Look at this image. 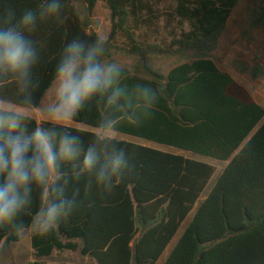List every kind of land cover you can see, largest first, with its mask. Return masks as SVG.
<instances>
[{"label":"trees","instance_id":"16d2710c","mask_svg":"<svg viewBox=\"0 0 264 264\" xmlns=\"http://www.w3.org/2000/svg\"><path fill=\"white\" fill-rule=\"evenodd\" d=\"M173 1L176 17L189 23L190 31L164 49L137 39L146 14L153 11L150 0H58L59 11L43 16L51 0H0V30L16 27L37 52L27 89L16 74L0 76V103L40 109L54 87L68 43L79 40L87 47L103 41L99 59L104 64L123 35L129 41L124 52L136 65L132 71L119 68L113 87L86 101L73 122L101 130L111 121L112 132L230 161L200 204L217 172L213 165L126 140H98V133L67 127L85 150L96 144L100 154L92 170L83 169V155L58 162L54 180L75 201V210L47 235H38L33 217L49 201L42 197V188L33 186L30 204L15 221L0 223L1 252L13 235L29 231L37 259L31 264H46L41 260L68 252L98 264H157L194 215L165 264H264V108L213 57L239 0ZM99 2L111 12L108 40L92 30ZM77 3L85 8L84 18ZM27 11L36 17L31 28L20 23ZM249 28L264 42V0H252ZM150 57L183 62L165 75L152 67ZM235 66L242 74L264 78L261 63L249 66L237 60ZM138 86L151 87L156 100L142 99ZM117 90L116 101L109 104L108 96ZM22 127L28 134L37 127L65 130L29 116ZM120 151L126 165L110 182L101 183L99 170Z\"/></svg>","mask_w":264,"mask_h":264},{"label":"clouds","instance_id":"9594fccd","mask_svg":"<svg viewBox=\"0 0 264 264\" xmlns=\"http://www.w3.org/2000/svg\"><path fill=\"white\" fill-rule=\"evenodd\" d=\"M59 9L58 0H51L41 15L56 14ZM35 19V14L27 11L20 23L31 28ZM102 53L103 41L86 47L83 42L72 40L63 50L54 74L56 100L49 106L48 113L52 124L64 131L37 127L28 134L22 127L23 109L0 107V177L3 178L0 182V223L15 221L30 204L33 186L42 188V197L49 201L33 217L32 228L38 235H47L61 219L67 220L72 215L75 201L65 196V187L57 185L53 173L59 161H76L81 155L83 169L92 170L99 161L97 145L92 144L85 150L80 137L67 130V124L86 101L107 93L119 78L120 69L116 65L100 62ZM36 60L37 52L22 31L16 27L0 30V76L16 74L27 89L30 69ZM136 91L145 101L156 100L151 87L138 86ZM118 95L119 90L113 92L108 96V103H114ZM100 128L98 140L106 141L112 122L107 121ZM125 165L123 151L113 153L99 170L98 180L110 182Z\"/></svg>","mask_w":264,"mask_h":264},{"label":"rangeland","instance_id":"374dc122","mask_svg":"<svg viewBox=\"0 0 264 264\" xmlns=\"http://www.w3.org/2000/svg\"><path fill=\"white\" fill-rule=\"evenodd\" d=\"M152 6V12L147 13L145 17L146 26L136 34L139 42L144 45H159L164 49H170L174 41H178L181 37L190 31L189 23L182 21L176 17L175 7L176 4L173 0H150ZM79 12L83 13L85 17V8L77 3ZM252 0H239L233 15L231 16L226 32L219 40V47L214 52V61L218 65V68L232 77H234L244 87L253 98L262 105L264 108V78H254L247 74H242L235 66V61L241 60L242 63L249 66H254L257 62L264 66V42L259 32H249L250 17H251ZM92 30L104 40H108L111 33H113V24L111 19V12L108 6L99 2L96 10H94L91 17ZM116 49L112 52V55L105 60L104 64H114L118 68L128 69L132 71L136 65V60L126 54L124 50L129 48L128 39L120 35L115 42ZM183 61L171 57H150V63L155 70L167 75L173 67L181 64ZM54 84L53 89L49 92L44 99L40 109H28L19 108L12 104L0 103V107L11 109H23L25 116L33 117L37 119L40 124L42 122H51L48 108L56 100ZM73 119L68 122L67 126H72ZM78 127L86 130L101 133V130L93 129L91 127L78 124ZM108 131V136L115 134L117 137L121 136V139H132L115 132ZM119 139V138H117ZM138 143L148 145V147H154L146 141L137 140ZM192 155V154H190ZM188 155L189 157H191ZM192 158H195L192 155ZM217 172L215 178L209 184L206 193L200 201V204L204 201L205 195L209 193L214 187L216 178L225 169V162H217L211 160ZM192 215L189 217L187 223L182 229H185L186 225L192 220ZM30 232H24L23 237L19 241L8 242L5 249L8 252L5 256L1 257L0 264H30L32 259V243L28 238ZM171 250H169L161 259V263L168 259ZM70 254H55L50 261L52 263L62 262L63 259Z\"/></svg>","mask_w":264,"mask_h":264},{"label":"crops","instance_id":"0c3cea01","mask_svg":"<svg viewBox=\"0 0 264 264\" xmlns=\"http://www.w3.org/2000/svg\"><path fill=\"white\" fill-rule=\"evenodd\" d=\"M72 123H73L72 126H67V127L77 128V129H81L82 131H86V130H84V129L78 127V126H77V125H78L77 123H74L73 121H72ZM81 125H82V124H81ZM97 130H99V129H97ZM88 132H89V131H88ZM91 132H93V131H91ZM111 132H112V131H111ZM111 132H110V133H111ZM95 133H97V132H95ZM115 133H116V132H115ZM118 134H119V133H118ZM121 135H123V134H121ZM108 137H109V136H108ZM126 137H129V136H126ZM109 138H111V139H117V138H119V140H125V138H124V139H121V136L117 137L115 134H114V135L111 134V137H109ZM130 138H132V139H127L126 141H127V142H132V143H138V142H137L138 139L133 138V137H130ZM139 144H140V143H139ZM150 144H153V143H150ZM153 145H154V147H151V148L158 149V150H162V151H166V152H170L171 154L184 155V156H186V157H189L188 155H190V154L193 155V153H186V152H182V151H178V150L170 149V147H168V146H159V145H156V144H153ZM192 155H190L191 157H189V158H192ZM194 157H195V158H192L193 160L200 161V162H204V163H208V164H212V163H211V160H215V159H213V158H207V157L197 156V155H194ZM215 161H216V160H215ZM217 162H218V161H217ZM219 162H221V161H219ZM225 163H226V166H225V169L223 170V172H224V171L226 170V168L228 167L230 161H229V162H225ZM223 172H221L220 175L216 178L215 183H214V187H215V185H216V183H217L219 177L221 176V174H222ZM54 177H55V172L53 173V179H54ZM213 178H215V176H214ZM211 181H212V180H211ZM214 187H213V188H214ZM213 188H212V189H213ZM211 191H212V190H211ZM211 191L205 195V199H206V197L208 196V194L211 193ZM205 199H204V200H205ZM184 231H185V229H181V231L179 232L178 236L175 237L174 241H173L172 244L170 245V247H169V249H168V251L171 250L170 255H171L172 251L174 250V248L176 247V245H177L179 239L183 236ZM23 234H24V232L20 234V238L23 237ZM28 238L31 239V234H29ZM31 243H32V239H31ZM3 247H5V243H4V246H3ZM168 251H167V252H168ZM7 253H8L7 251H6V252H1V251H0V259H1V257L5 256ZM33 253H34V250H33V247H32V253H31V254H32V259H31L30 264L33 263V262H35V261H37V259H36V258L34 257V255H33ZM65 254H70V255H67V256L63 259L62 262H56L55 264H88V263H90V264H98L96 261H92V260H90L89 258L81 257L80 254H77V253H71V252H68V253H65ZM165 254H166V253H165ZM170 255H169V257H170ZM163 257H164V256H163ZM169 257H168V259H169ZM51 258H52V257H51ZM51 258L42 259L41 261L44 262V263H46V264H54V263H52V262L50 261ZM162 259H163V258H162ZM166 261H167V259H165V261H164L163 263H161V264H165ZM160 262H161V259L159 260V262H158L157 264H160Z\"/></svg>","mask_w":264,"mask_h":264},{"label":"water","instance_id":"95a60500","mask_svg":"<svg viewBox=\"0 0 264 264\" xmlns=\"http://www.w3.org/2000/svg\"><path fill=\"white\" fill-rule=\"evenodd\" d=\"M20 240V234H15V235H13L12 237H11V239H10V243L11 242H14V241H19Z\"/></svg>","mask_w":264,"mask_h":264}]
</instances>
